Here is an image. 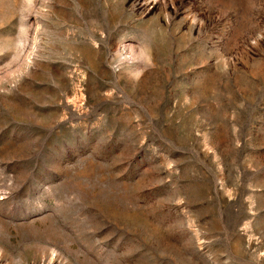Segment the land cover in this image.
Masks as SVG:
<instances>
[{
    "label": "rangeland",
    "instance_id": "1",
    "mask_svg": "<svg viewBox=\"0 0 264 264\" xmlns=\"http://www.w3.org/2000/svg\"><path fill=\"white\" fill-rule=\"evenodd\" d=\"M0 264H264V0H0Z\"/></svg>",
    "mask_w": 264,
    "mask_h": 264
}]
</instances>
